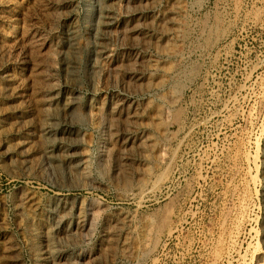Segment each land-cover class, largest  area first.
I'll return each mask as SVG.
<instances>
[{
  "label": "rangeland",
  "instance_id": "374dc122",
  "mask_svg": "<svg viewBox=\"0 0 264 264\" xmlns=\"http://www.w3.org/2000/svg\"><path fill=\"white\" fill-rule=\"evenodd\" d=\"M96 2L0 0V264H264V0Z\"/></svg>",
  "mask_w": 264,
  "mask_h": 264
},
{
  "label": "bare ground",
  "instance_id": "6f19581e",
  "mask_svg": "<svg viewBox=\"0 0 264 264\" xmlns=\"http://www.w3.org/2000/svg\"><path fill=\"white\" fill-rule=\"evenodd\" d=\"M99 3L96 2L97 4V7H96V22L98 23V27H100L101 31H103L102 33H100L99 35L97 34V40H95V49H96V55L97 57H102V54H103V42H104V36H103V33H105L106 29H108V26L111 24V19L113 18V14H112V11H113V6L115 5V2L116 0H98ZM156 1V0H155ZM120 2V1H119ZM141 2V1H140ZM118 3V2H117ZM150 3V2H149ZM182 5V4H181ZM92 6V5H90ZM118 7V6H117ZM115 16V15H114ZM171 16V15H170ZM168 17V16H167ZM136 19V18H135ZM138 19V18H137ZM152 19V18H151ZM162 20V19H161ZM173 20V19H172ZM137 21V20H135ZM157 21V20H156ZM159 21V20H158ZM170 21V20H169ZM93 22V21H92ZM95 22V24H96ZM113 22V20H112ZM118 22V21H117ZM174 22V21H173ZM134 23V21H133ZM160 23V22H159ZM164 23V22H163ZM16 24V23H15ZM13 25L12 27V32L15 31L16 29V25ZM178 24V23H177ZM176 24V25H177ZM133 25V24H132ZM140 25V24H139ZM138 26V25H137ZM142 26V24H141ZM157 26V25H156ZM173 26V25H172ZM180 26V25H179ZM144 28V26H142ZM129 28V27H128ZM140 28V27H139ZM155 28V27H154ZM158 28V27H157ZM173 28V27H172ZM74 29V28H73ZM99 29V28H97ZM99 29V30H100ZM137 28L135 26H132L131 30H136ZM142 29V28H141ZM168 29V28H167ZM185 29V28H184ZM109 31V29L107 30ZM147 31V30H146ZM156 31V30H155ZM153 32V31H152ZM176 31H174L175 33ZM178 32V31H177ZM130 33V32H129ZM143 33V32H142ZM183 34V33H182ZM70 35V34H68ZM108 35V34H107ZM140 35V33H139ZM95 36V35H94ZM143 36V35H142ZM156 36V35H155ZM133 37V36H132ZM96 38V37H95ZM139 38V37H138ZM143 38V37H142ZM145 38V37H144ZM166 40H169L168 38ZM147 41V39H146ZM131 42V41H130ZM153 42V41H152ZM159 43V42H158ZM169 45V44H168ZM173 45V44H172ZM72 46V45H71ZM167 46V45H166ZM169 47L173 48L174 46H170ZM71 48V47H70ZM168 48V47H167ZM69 49V48H67ZM174 49V48H173ZM70 50V49H69ZM159 50V48H158ZM157 50V51H158ZM169 51V50H168ZM172 51V50H171ZM67 57V56H66ZM69 58V57H68ZM74 59V57H73ZM147 60V59H146ZM94 62V61H93ZM151 63V62H150ZM129 64V63H128ZM156 64V63H155ZM168 64V63H167ZM166 65V64H165ZM68 67V66H67ZM163 68V67H162ZM73 69V68H72ZM164 69V68H163ZM166 70V69H165ZM134 71V70H133ZM137 71V70H136ZM166 76V75H165ZM164 83V82H163ZM162 83V84H163ZM158 85V83H157ZM162 87V86H161ZM177 90V89H176ZM175 90V91H176ZM172 95V94H171ZM175 99V98H174ZM57 100V99H56ZM57 103V102H56ZM115 113V112H114ZM175 113V112H174ZM74 114V113H73ZM126 118V117H125ZM160 118V117H159ZM162 123V122H161ZM48 128V127H47ZM45 131V130H44ZM49 131V130H48ZM67 133V132H66ZM161 133V132H160ZM69 134V133H68ZM56 136V135H55ZM60 136V135H59ZM59 139V138H58ZM64 139V138H63ZM121 141V139H120ZM123 143H121L122 145ZM115 150V149H114ZM126 150V149H125ZM52 151V150H51ZM58 152V151H57ZM129 152V151H128ZM63 153V152H62ZM130 153V152H129ZM53 154V153H52ZM73 156V155H72ZM77 160V159H76ZM55 163V162H54ZM78 167V166H77ZM120 168V167H119ZM146 170V169H145ZM147 171V170H146ZM26 190V189H25ZM143 192V191H142ZM30 191L29 190H26L25 191V198H27L28 196H30ZM60 195V194H58ZM31 197V196H30ZM29 197V198H30ZM25 199L24 201L25 202H29L31 201V198L29 199ZM31 204V203H30ZM22 205V204H21ZM56 206H61V208L64 210V211H70L71 209H75L77 208V203L75 202V199H72L70 202H61V197H57V202L55 203ZM246 205V204H245ZM78 208H81L78 206ZM77 208V209H78ZM120 222V221H119ZM60 223V222H59ZM33 229V228H31ZM30 229V231H31ZM34 230V229H33ZM32 230V231H33ZM64 230V229H63ZM78 231V230H77ZM122 233V232H121ZM114 235V234H113ZM115 240V239H114ZM263 246V245H262ZM260 247V246H259ZM124 254V253H123ZM263 254V253H262ZM263 257V256H262Z\"/></svg>",
  "mask_w": 264,
  "mask_h": 264
}]
</instances>
